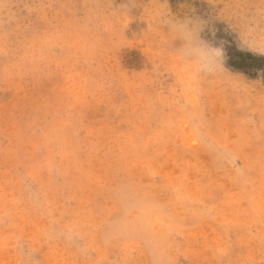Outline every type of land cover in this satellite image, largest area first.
<instances>
[{"label":"rangeland","instance_id":"374dc122","mask_svg":"<svg viewBox=\"0 0 264 264\" xmlns=\"http://www.w3.org/2000/svg\"><path fill=\"white\" fill-rule=\"evenodd\" d=\"M162 7L0 0V264H150L101 239L124 174L173 204L176 264H264V76L227 63L264 50V0H168L223 43L225 71L201 78L166 50ZM53 220L83 245L46 238Z\"/></svg>","mask_w":264,"mask_h":264},{"label":"clouds","instance_id":"9594fccd","mask_svg":"<svg viewBox=\"0 0 264 264\" xmlns=\"http://www.w3.org/2000/svg\"><path fill=\"white\" fill-rule=\"evenodd\" d=\"M131 3V0H129ZM162 11L157 25L167 35L164 41L176 62L192 78L213 77L225 71L222 42L205 39L201 33L206 22L197 16H178L171 12L168 0H160ZM125 7H128L125 4ZM264 55V50L250 49ZM173 199L175 193L172 192ZM111 208L101 213V239L105 243L133 240L150 257V264H176L174 236L179 219L173 204L162 195L140 183L135 176L124 174L108 189ZM176 203L181 201L176 200ZM46 238L62 240L69 245H83L80 228L50 221L44 229ZM25 264H36L34 252L25 251Z\"/></svg>","mask_w":264,"mask_h":264},{"label":"trees","instance_id":"16d2710c","mask_svg":"<svg viewBox=\"0 0 264 264\" xmlns=\"http://www.w3.org/2000/svg\"><path fill=\"white\" fill-rule=\"evenodd\" d=\"M229 66L235 68H250L257 67L263 72L264 76V56L259 54H254L249 51H243L235 46H229L227 50Z\"/></svg>","mask_w":264,"mask_h":264}]
</instances>
